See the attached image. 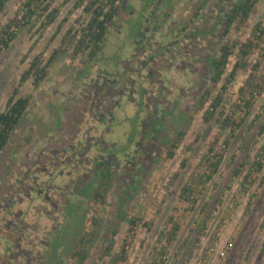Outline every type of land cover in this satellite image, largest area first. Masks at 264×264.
I'll return each mask as SVG.
<instances>
[{
    "label": "rangeland",
    "instance_id": "obj_1",
    "mask_svg": "<svg viewBox=\"0 0 264 264\" xmlns=\"http://www.w3.org/2000/svg\"><path fill=\"white\" fill-rule=\"evenodd\" d=\"M26 1L8 3L0 14V31ZM77 1L56 0L53 8L59 9V16L54 24L44 27L45 17H35L21 26L0 55V112L17 88L19 96L31 100L0 155V253L8 255L7 264H264V184H259L264 170L253 174L258 177L254 186L243 185L249 164L263 153L264 90L255 91L251 108L239 95L251 75L264 83V36L244 60L247 68L239 69L210 122L204 121V114L225 79L208 104L196 111L211 88V58L224 45L238 43L229 74L244 44L253 39L256 25L264 29V0L248 22L223 41L222 26H215L219 37L199 35L198 42L182 28L191 19L203 24L208 18L211 26L240 0H159L161 7L134 59L132 38L150 5L128 0L136 9L130 13L125 6L117 16L122 24L111 28L101 64H88L87 54L77 51L75 32L86 25L89 15L84 8L92 0L81 7L75 6ZM210 9L214 17H209ZM171 42L176 50L161 57L168 63L159 69V55L153 62L148 59ZM37 58L40 65L20 86ZM145 61L159 72L153 82L137 66ZM110 69L122 70L113 83L99 75ZM250 91L245 92L246 101ZM123 104L135 119L149 116L144 127L141 122L135 127L133 141L139 146L129 142L130 126L134 127L130 120L117 125ZM104 111L112 113L111 122L102 116ZM228 117L230 126L223 128ZM102 135L108 145L105 159L114 147L124 146L129 153L111 160L107 193L100 188L96 147ZM218 158L223 160L216 168ZM36 185L40 195L28 196ZM185 186L193 189L189 201L181 196ZM172 223L181 228L169 243L166 232ZM81 242L88 257L79 263L73 254ZM213 248L226 255L218 257Z\"/></svg>",
    "mask_w": 264,
    "mask_h": 264
},
{
    "label": "trees",
    "instance_id": "obj_2",
    "mask_svg": "<svg viewBox=\"0 0 264 264\" xmlns=\"http://www.w3.org/2000/svg\"><path fill=\"white\" fill-rule=\"evenodd\" d=\"M11 0H0V14H2L5 9L7 8L8 3ZM56 0H27L24 4L22 9L19 11L17 17L4 26L0 31V55L6 50L9 49L13 41L17 38V35L19 33V30L23 24H29L32 22V20L35 17H45V20L43 22V26L47 27L56 22L59 16V9L53 8V4ZM260 0H240L237 4L233 5L230 10L222 17H217V19H213L216 22L212 23L210 26V23H208V18L203 24L196 23L194 19H191L189 23H187L183 28L182 31L186 33L187 35L193 34H200L203 38H210V35L213 37L215 34V26L218 28L222 26V34L220 33V40H224L231 31L236 27L239 29L243 25H245L250 16L255 12L256 6L258 5ZM84 2L86 0H78L76 3V7L83 6ZM207 2V0H206ZM204 3L203 5L207 4ZM145 3H149L150 7L145 12V15L141 17L142 21H144L146 18H155L156 13L158 12L161 5L159 4V0H145ZM201 6L202 9H204V6ZM129 6L132 11H135L136 6L135 3L129 2L128 0H92L90 3H87L86 7L84 8V13L89 15V19L87 20L86 25L82 26L80 31L75 32V39L77 37V51L78 53L87 54L89 63L92 64L96 61L99 63L103 59L102 55L105 53L104 47L105 43L107 41V36L110 33V30L112 27H116L118 24H122L121 21H118L116 18L120 14L121 10L125 7ZM156 9V11H153V9ZM153 11V12H152ZM211 11V9H210ZM209 11V12H210ZM212 12V13H211ZM209 14V17H214V12L211 11ZM154 13V14H153ZM169 17L173 15V12L169 13ZM172 14V15H171ZM128 16V12L126 13ZM219 11V16H220ZM198 17V13L195 14L196 18ZM151 21L154 22V19ZM66 21V20H65ZM141 24L137 27L136 33H134L132 38V44H133V59L136 54L137 50V31L141 29ZM206 24V25H205ZM158 29V27H156ZM74 31V30H73ZM260 32L259 37H257L256 33ZM72 32V31H71ZM219 37V33H217ZM264 36V29L262 27V24H258L255 27V32L253 39H250L248 43L244 44V48L241 49L239 60L234 64L233 69L229 74H227V68L229 66L231 57L234 54L235 48L238 46V43H233L232 45H224L220 52L211 58L210 60V67L212 71L211 76V88L207 89L202 98L199 100L198 105L196 107V111L198 112L201 108H204L208 102L212 98L213 90H215L219 84L222 82V80L225 79L224 84L221 87V91L219 95L211 102L209 105V109L206 110L204 114V121L206 123H209L212 117L214 116L215 111L219 109L220 105L223 102V95L227 92L229 86L234 82L236 79L237 73L239 72V69L241 68H247V63H245V59L251 54V51L258 47V45H255L259 39ZM196 39V37H194ZM258 39V40H257ZM257 46V47H256ZM135 49V50H134ZM56 54L51 57L50 61H53L56 58ZM39 58V57H38ZM36 59L29 70H27L20 82V86L23 85L27 79L32 75L34 69L40 65L41 62H39V59ZM131 60V59H130ZM116 63H120L115 58ZM132 61V60H131ZM130 61V63H131ZM259 65H256V68H258ZM44 70V69H43ZM108 72H113L110 70H107ZM119 71L122 72V70L115 71L116 76L117 73L119 74ZM120 75V74H119ZM257 80L254 78V76L251 75V77L246 81V84L241 87L239 90L240 99L244 100L248 108H251L253 106V99H255V91L258 94L261 93V91L264 90V83H258ZM250 98L246 101L245 100V92L250 90ZM20 89L17 88L14 90L13 95L8 99L5 110L0 112V155L1 153L6 149L8 146L10 139L13 135V133L16 131L17 127L20 125V122L27 111V109L30 106V97H24L19 96ZM130 100V99H129ZM133 104L135 102L131 101ZM127 103V102H126ZM237 107V106H236ZM142 111V108H140ZM213 109V110H211ZM121 112L123 113V117L117 116L120 120L118 121L117 125H121L123 119L124 122L129 121V124H133L134 127L130 126L131 132H135L137 125L140 124L143 120V116L139 115L137 119H135L134 114H129V109L127 104H123L122 107L118 109L117 114ZM143 113V112H142ZM230 119L229 117L226 119L225 124L222 125L223 128H228L230 126L229 123ZM116 123V122H115ZM129 131V132H130ZM134 138V135L131 134ZM235 132V131H234ZM261 134L264 133V125L260 131ZM186 132L183 131L181 136H185ZM132 138V139H133ZM131 139H129V142ZM135 141V140H134ZM132 143H135V142ZM126 149L128 148L125 145ZM116 149L112 151V153L118 154H127L128 152L124 151L125 148L123 147H114ZM214 149H210V153L213 152ZM262 154H259L257 159L250 163V169L249 172H247V175L244 176V182L243 185H245L247 182H250L252 186H254L258 182V177H254V173H263L264 170V146L262 147ZM129 154V153H128ZM172 155V153H171ZM262 158V159H261ZM223 158H218V164L216 165V168H218L221 165V161ZM105 166V164H104ZM214 173L217 172V169L213 171ZM110 168L105 170L103 169L101 171V182H100V188L107 193L109 187H110ZM213 173V174H214ZM194 182V179L192 180ZM259 184H264V175L260 179ZM193 191L192 188L185 186L182 189L181 196L183 197V200L189 201L188 192ZM170 220H173L170 218ZM173 224V223H172ZM181 226L179 223L173 224V227L167 230L166 236L168 237L167 240L169 243L174 241L176 236L178 235V232L180 231ZM10 236V234H9ZM8 240H10V237H7ZM84 239V238H83ZM1 241V239H0ZM175 242V241H174ZM83 244L78 245V250L75 251L73 254L75 258H78V262L82 263L84 262L88 257V250L85 247V243L81 242ZM249 256V255H248ZM0 258L3 261L2 264H7V259H9L7 254L0 253Z\"/></svg>",
    "mask_w": 264,
    "mask_h": 264
},
{
    "label": "flooded vegetation",
    "instance_id": "obj_3",
    "mask_svg": "<svg viewBox=\"0 0 264 264\" xmlns=\"http://www.w3.org/2000/svg\"><path fill=\"white\" fill-rule=\"evenodd\" d=\"M156 9H158V8H155V9H153V11H156L157 12V10ZM152 11V12H153ZM154 14V13H153ZM151 18H152V14H151ZM151 18L149 19V18H146L144 21H142V19H141V21H142V27H141V29H140V31L138 30L137 31V40H136V43H137V45H140V43H145V39L147 38V32L149 31V29H150V27H151V24L153 23L152 21H151ZM152 20H153V18H152ZM200 35V34H199ZM199 35L198 34H195L194 36L196 37V38H199ZM192 40H194L195 42H198V40L199 39H193L192 38ZM174 45V42H171L168 46H163L162 48H161V50H162V52L161 51H159V54H157L156 53V51H155V53L152 55V56H150L149 57V61H151V62H153V61H155L156 60V55H159V57H160V68L159 69H161V68H163V65H164V63H168V59L167 58H165V59H163L162 60V58L161 57H164V54H166V55H170V54H173V51L174 50H176V48L173 46ZM138 48V47H137ZM101 64V63H100ZM150 64V63H149ZM103 65V64H102ZM104 66V65H103ZM137 66H140V68H141V70H142V72L143 71H145L146 70V74H144V76L145 77H148V80L149 81H151V82H153V80H154V74L155 75H157L159 72L155 69V68H151L150 66H148V61L146 62H139V63H137ZM158 67V66H157ZM103 71V70H102ZM103 72H108L107 70H105V71H103ZM142 72H140L139 73V76H141V75H143L142 74ZM156 72V73H155ZM100 76H103V77H105V78H107V79H110V78H112V83L114 82V81H116L115 80V78L117 77L116 75H115V73H112V72H108V73H106V75H104V74H99ZM117 75L119 76V74L117 73ZM99 87H101V86H99ZM138 91V90H137ZM142 91H143V93L141 92L140 94V96H144L145 95V93H146V89H144V88H142ZM134 92V90L132 89L131 90V93H133ZM130 100L131 101H134L131 97H130ZM153 100H155V99H153ZM146 106H147V104H145ZM145 109H147V108H145ZM103 115L102 116H104L105 118H107L108 119V121L109 122H111L112 121V119H113V116H112V113H110V112H107V111H104L103 113H102ZM108 114V115H107ZM102 116H100V117H102ZM110 116H111V118H110ZM146 120H149V116L148 117H144V119L142 120V122H141V125L144 127V123H146L147 121ZM99 121H101V123H102V120H101V118L99 119ZM146 121V122H145ZM141 133H145L144 132V130L143 129H141ZM133 135H134V132L132 133ZM133 137L132 136H130L129 135V139H131L130 141L131 142H133V140L135 139V135H134V138L132 139ZM89 145H93V144H90V143H88ZM139 141H137V142H135V145H137V146H139ZM105 146V147H104ZM108 145L106 144V140H105V138H104V136L102 135V137H101V139H99L97 142H96V147H98V149H100L98 152H99V162H100V167H102L101 168V171L103 170V169H105V170H107V169H109V168H111V165H112V161L111 160H116L117 158H118V156L115 154V153H110L109 155H107L108 157V159L106 158H104V156H105V153H104V151H103V149L104 150H106ZM101 151V152H100ZM135 152H137V150L135 149ZM74 156H72L70 159L71 160H76L77 158H73ZM73 161V162H74ZM104 164H105V166H104ZM64 171L63 170H60L59 171V173L61 174V173H63ZM54 177V176H53ZM50 187V186H49ZM57 187H59V186H57ZM26 188V187H25ZM31 189V188H30ZM27 192L29 191V187L27 188V190H26ZM31 191V192H30ZM29 192H28V196L29 195H31V193H37V195L36 196H39L40 194H39V191H40V188H39V185H36V186H33L32 187V190H30ZM13 204H14V202H13ZM8 210H11V206L9 205L8 206ZM22 213H23V211H21ZM21 213V214H22ZM11 223H13L12 222V220H11ZM8 224V225H12V224ZM13 225H15L14 223H13ZM1 244V243H0Z\"/></svg>",
    "mask_w": 264,
    "mask_h": 264
},
{
    "label": "built area",
    "instance_id": "obj_4",
    "mask_svg": "<svg viewBox=\"0 0 264 264\" xmlns=\"http://www.w3.org/2000/svg\"><path fill=\"white\" fill-rule=\"evenodd\" d=\"M230 248H231V245H229L226 250H230ZM212 251L216 252L215 254L218 257H224L226 255V251L223 250V249H220V248L219 249L218 248H213Z\"/></svg>",
    "mask_w": 264,
    "mask_h": 264
}]
</instances>
